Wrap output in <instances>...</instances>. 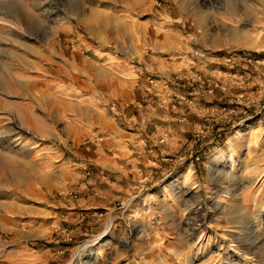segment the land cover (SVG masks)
I'll list each match as a JSON object with an SVG mask.
<instances>
[{
	"label": "rangeland",
	"instance_id": "rangeland-1",
	"mask_svg": "<svg viewBox=\"0 0 264 264\" xmlns=\"http://www.w3.org/2000/svg\"><path fill=\"white\" fill-rule=\"evenodd\" d=\"M1 154L0 264H264V0H0Z\"/></svg>",
	"mask_w": 264,
	"mask_h": 264
},
{
	"label": "crops",
	"instance_id": "crops-1",
	"mask_svg": "<svg viewBox=\"0 0 264 264\" xmlns=\"http://www.w3.org/2000/svg\"><path fill=\"white\" fill-rule=\"evenodd\" d=\"M84 184L81 185V194L82 196L80 197V199L76 202H71L73 203L72 206H70L69 211H71L72 215H71V220L75 221V220H79L81 218V220H83V215L85 214H96L94 211L96 209H98V205H97V193L94 192V190L96 189H92L93 186H91L90 181H84ZM83 189V191H82ZM92 189V190H91ZM103 205H101L102 207ZM73 232V238L74 236H78V230H72Z\"/></svg>",
	"mask_w": 264,
	"mask_h": 264
},
{
	"label": "bare ground",
	"instance_id": "bare-ground-1",
	"mask_svg": "<svg viewBox=\"0 0 264 264\" xmlns=\"http://www.w3.org/2000/svg\"><path fill=\"white\" fill-rule=\"evenodd\" d=\"M13 4V3H12ZM13 6V5H12ZM12 9H14V8H12ZM9 10V9H8ZM15 10V9H14ZM14 10H11V12H13L14 13ZM237 35V34H236ZM235 35V37H234V39L233 40H236L238 37H239V35H237L236 36ZM5 143H6V145H7V141H5ZM7 147H9V145H7ZM6 159L7 158V155H5V154H1L0 155V159ZM5 162V161H4ZM6 167V166H5ZM176 181H177V179H175ZM99 239H95L94 241H92V242H90V243H87L81 250H80V252L78 253V260L80 261L83 257H85V258H91V256H92V251H93V248L98 244L97 243V241H98ZM86 251V252H85ZM100 251V250H99ZM102 254V252H99L97 255L100 257V256H102L101 255ZM80 263V262H79Z\"/></svg>",
	"mask_w": 264,
	"mask_h": 264
}]
</instances>
